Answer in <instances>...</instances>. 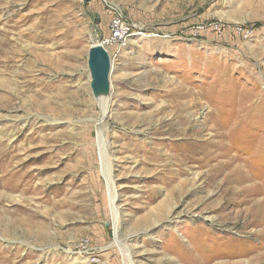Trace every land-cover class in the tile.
Wrapping results in <instances>:
<instances>
[{
  "label": "rangeland",
  "instance_id": "rangeland-1",
  "mask_svg": "<svg viewBox=\"0 0 264 264\" xmlns=\"http://www.w3.org/2000/svg\"><path fill=\"white\" fill-rule=\"evenodd\" d=\"M116 14L120 240L136 264H264V0H0V264H129L89 68Z\"/></svg>",
  "mask_w": 264,
  "mask_h": 264
},
{
  "label": "bare ground",
  "instance_id": "bare-ground-1",
  "mask_svg": "<svg viewBox=\"0 0 264 264\" xmlns=\"http://www.w3.org/2000/svg\"><path fill=\"white\" fill-rule=\"evenodd\" d=\"M98 42H99V44L102 45V43L99 40H96V43H98ZM111 62H112V59H111ZM110 84H111V82H110ZM111 94H112V85H111V89H110V94L108 96H102V97L96 98V101H97L99 107L101 108L100 117L97 119L96 124H95V127L97 129L96 145L99 148V155H100V157H99V173H103V175L105 176L107 183H108V189L107 190L109 193L111 216L113 218L114 226H115L116 244L119 246L120 251L122 252L123 256L129 261V264H136L135 260L133 258L132 249L128 246V244L126 242L120 240V234H119V232H120V230H119V228H120V209H119V206L117 204L118 195H117V189H116L115 179H114V175H113V161H112V158L109 154L108 126L106 124V118L109 115L110 104L112 101ZM30 182H31V180L27 181L26 184H28V188L27 189L25 188L26 190H30V189L34 188L33 185L30 184ZM0 184H2V181H0ZM2 203H3V201H2ZM27 206H24L23 208H26ZM36 215H38V214H36ZM26 217H27V215H26ZM32 219H33V217H32ZM22 221H24V220H22Z\"/></svg>",
  "mask_w": 264,
  "mask_h": 264
},
{
  "label": "water",
  "instance_id": "water-1",
  "mask_svg": "<svg viewBox=\"0 0 264 264\" xmlns=\"http://www.w3.org/2000/svg\"><path fill=\"white\" fill-rule=\"evenodd\" d=\"M89 68L91 85L95 98L110 94V74L112 62L109 51L101 44H95L90 49Z\"/></svg>",
  "mask_w": 264,
  "mask_h": 264
},
{
  "label": "built area",
  "instance_id": "built-area-1",
  "mask_svg": "<svg viewBox=\"0 0 264 264\" xmlns=\"http://www.w3.org/2000/svg\"><path fill=\"white\" fill-rule=\"evenodd\" d=\"M128 31L129 28L123 17L120 14H116L110 22L109 36L105 37L101 43L106 49L112 46H123L127 42Z\"/></svg>",
  "mask_w": 264,
  "mask_h": 264
}]
</instances>
